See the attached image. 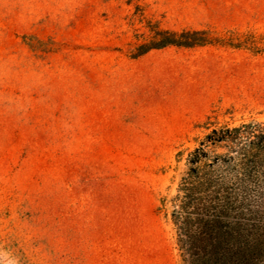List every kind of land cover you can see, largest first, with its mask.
Wrapping results in <instances>:
<instances>
[{
	"label": "rangeland",
	"instance_id": "374dc122",
	"mask_svg": "<svg viewBox=\"0 0 264 264\" xmlns=\"http://www.w3.org/2000/svg\"><path fill=\"white\" fill-rule=\"evenodd\" d=\"M203 29L250 45L137 53ZM250 122L264 0H0V264H184L171 201L188 153Z\"/></svg>",
	"mask_w": 264,
	"mask_h": 264
},
{
	"label": "trees",
	"instance_id": "16d2710c",
	"mask_svg": "<svg viewBox=\"0 0 264 264\" xmlns=\"http://www.w3.org/2000/svg\"><path fill=\"white\" fill-rule=\"evenodd\" d=\"M250 38L214 36L206 29L156 30L137 53L166 46L248 48ZM185 165L171 201L184 264L264 262V124L210 130Z\"/></svg>",
	"mask_w": 264,
	"mask_h": 264
}]
</instances>
